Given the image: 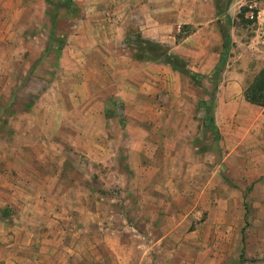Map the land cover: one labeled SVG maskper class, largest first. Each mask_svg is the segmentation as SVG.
Instances as JSON below:
<instances>
[{"label": "crops", "instance_id": "0c3cea01", "mask_svg": "<svg viewBox=\"0 0 264 264\" xmlns=\"http://www.w3.org/2000/svg\"><path fill=\"white\" fill-rule=\"evenodd\" d=\"M56 10L61 15L53 16ZM223 13L213 0H68L57 7L0 0V195L17 219L0 264L32 263L35 250L61 251L69 260L79 248L90 251V262L92 251H105L123 264L119 253L129 247L152 264L161 220L178 215L171 203L178 192L158 198L154 190L187 187L203 167L196 113L203 79L214 73L222 75L211 113L221 163L264 191V100L255 106L243 99L241 64L222 69L224 41L230 46L218 26ZM243 105L259 111L247 119ZM206 132L210 143L214 135ZM64 151L82 155L89 171ZM103 166L111 178L100 175ZM220 183L213 171L204 187L210 195ZM252 193L264 203V193ZM253 214L263 220L264 208Z\"/></svg>", "mask_w": 264, "mask_h": 264}, {"label": "rangeland", "instance_id": "374dc122", "mask_svg": "<svg viewBox=\"0 0 264 264\" xmlns=\"http://www.w3.org/2000/svg\"><path fill=\"white\" fill-rule=\"evenodd\" d=\"M213 1H215L218 11L225 13H223L224 16L219 18L218 26L221 33L229 37L230 41V46L224 51L226 56L221 59V64L224 63L222 69L227 65V70H229V67L231 70L237 69V66L241 64L243 66L241 83L243 87H246L259 70H264V49L255 44L253 27L244 17L245 5L251 0ZM48 2L54 3L57 7L58 3L67 4L68 1L48 0ZM57 15H61V12L58 13L56 10L53 16ZM221 78L222 75H216V73L205 77L203 79L205 87L199 90L202 104L199 106L196 115L201 120L199 136V138L201 137L199 140L201 145L196 155V161H200L203 167L201 166V168H196L193 171L196 179L190 177L187 187L179 185L172 189L164 186L161 187L160 191L157 188L154 190V194L158 198H163L165 195L169 196L170 191L177 196L178 192V201L171 200L172 209L176 208L178 215L177 218L174 217L172 220L165 218L161 220L163 231L155 235L159 236L160 242L153 252L152 259L149 260L152 264H259L264 261V219L259 221L253 216V209L255 207L264 208V203H255L251 196L254 192L259 197L260 193H264V191L258 188L255 192L254 186L246 179L232 176L231 169L226 168L221 163L223 148L219 145V137L214 136L212 142L209 143L205 136L207 130L213 131L215 129L211 122V113L216 102V100L213 101V96L216 97L218 92L216 86ZM31 88H33V85ZM18 99L26 100L20 91ZM243 107L242 116L247 119L252 118L259 111L258 108H250L246 105H243ZM9 142V139L4 140L6 145ZM64 156L66 159L75 162L82 171H89V164L82 155L70 154L64 151ZM58 157L61 158V155H58ZM237 166L239 164L235 165L234 168ZM189 171H187V178L191 176ZM213 171L221 177L222 183L214 184V188L210 189L209 195L204 185L207 183L208 173ZM69 172L70 170L67 168L65 174ZM108 172L106 167L103 166L100 175L104 179H106V175L111 178L113 173L109 174ZM125 176L123 175V177ZM128 176L132 178L131 174ZM98 180L101 181L100 178ZM7 182L9 181L7 180ZM7 187L3 185V193ZM128 190L130 192L131 189L128 188ZM108 191L116 197L120 196L122 192L119 188L115 190L113 186H110ZM182 191L184 193H181ZM209 200L211 201L210 204ZM9 203L8 197L0 195V258L9 257L10 253L8 248L5 247L11 241V229L17 224L13 210L8 206ZM256 204H258V207L255 206ZM244 205L248 209L246 215ZM208 223L210 227L206 226ZM134 236H136L135 233ZM147 237L152 238L151 235H147ZM59 241L61 242V238L57 237L58 244ZM257 248L261 249L260 252ZM60 252L35 250L29 253L36 260L32 263L24 260L23 263L42 264L41 260L44 259L43 261H46L44 264H93V259L97 258V264H117L116 260L109 257L105 251H103L102 257L95 256V252L92 251V262L88 261L90 251L87 250L86 253L82 248L75 250L73 253H76V255H71L69 260H64ZM139 253H141V250L138 247L122 249L119 253V261L123 264H142ZM45 254H48V257L44 258L43 255ZM79 255L87 256L86 263L82 261L85 259L79 258ZM25 256L23 255V258Z\"/></svg>", "mask_w": 264, "mask_h": 264}, {"label": "trees", "instance_id": "16d2710c", "mask_svg": "<svg viewBox=\"0 0 264 264\" xmlns=\"http://www.w3.org/2000/svg\"><path fill=\"white\" fill-rule=\"evenodd\" d=\"M66 6H68V5H66ZM222 34H223V38L227 37V36H225L224 33H222ZM224 43H223V49L226 50L227 45H228L227 44L228 41L225 40ZM154 52L156 54H159V55L160 54L164 55L163 53L159 52V49L156 48V47L154 48ZM163 60L166 63L170 64L172 67H174V68L178 69L179 71H181L182 73L189 74V76H190L192 81L196 80L195 75L194 74H190L189 72H187L185 70L184 64L180 60H178L176 58H172L170 56H165L163 58ZM243 99L245 100V102H247L249 104H252V105H255V106H262L263 100H264V70L263 69L259 70L252 77V79L250 80L248 85L245 87V89L243 90ZM212 133H213L214 136H217L216 132H215V129L212 131ZM244 210H245V215H246V211H248V209H246L245 205H244ZM242 241H243V239H242Z\"/></svg>", "mask_w": 264, "mask_h": 264}, {"label": "built area", "instance_id": "2783aa9c", "mask_svg": "<svg viewBox=\"0 0 264 264\" xmlns=\"http://www.w3.org/2000/svg\"><path fill=\"white\" fill-rule=\"evenodd\" d=\"M244 17L253 27L256 45L264 49V0H251L245 5Z\"/></svg>", "mask_w": 264, "mask_h": 264}]
</instances>
